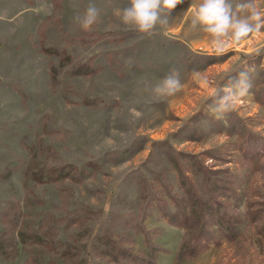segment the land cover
Listing matches in <instances>:
<instances>
[{"label": "rangeland", "instance_id": "rangeland-1", "mask_svg": "<svg viewBox=\"0 0 264 264\" xmlns=\"http://www.w3.org/2000/svg\"><path fill=\"white\" fill-rule=\"evenodd\" d=\"M202 2L184 0L149 35L122 23L130 0H0V264H264V27L217 55L192 23ZM228 2L264 21V0ZM90 4L99 16L85 30ZM172 68L183 87L158 98ZM241 71L248 94L215 118L217 92ZM62 164L81 175L26 176ZM183 179L220 201L235 237L215 226L203 251L178 259L185 230L167 214Z\"/></svg>", "mask_w": 264, "mask_h": 264}, {"label": "clouds", "instance_id": "clouds-1", "mask_svg": "<svg viewBox=\"0 0 264 264\" xmlns=\"http://www.w3.org/2000/svg\"><path fill=\"white\" fill-rule=\"evenodd\" d=\"M183 2L184 0H130L129 6L122 10L121 20L139 33L150 35L157 25L168 24L171 12ZM250 8V3L239 4L234 10L228 0H203L194 13L192 23L202 26L212 37L214 52L220 55L230 42L239 43L264 27L260 13L246 11ZM98 16L99 10L90 4L80 20L81 27L88 30L96 23ZM251 86L248 73L239 72L234 83L224 91L217 92L214 103L210 106L211 113L217 119L222 118L234 109L240 98L248 94ZM182 87L179 69L172 68L153 85L152 91L158 98H165L176 94Z\"/></svg>", "mask_w": 264, "mask_h": 264}, {"label": "trees", "instance_id": "trees-1", "mask_svg": "<svg viewBox=\"0 0 264 264\" xmlns=\"http://www.w3.org/2000/svg\"><path fill=\"white\" fill-rule=\"evenodd\" d=\"M47 52H53L57 56H60L63 60H69L66 52H59L57 50H46ZM81 71L75 72L80 74ZM52 81L56 84L57 78L52 76ZM92 101H87V104ZM80 169L72 164H62L51 168H40L29 166L27 168V177L34 181L46 184V183H58L59 181L71 178L77 180ZM184 189L185 196L173 198L175 201V211L168 213V221L175 226L183 227L185 230V238L178 252L177 258L182 257H194L206 248V242L212 240L215 237L214 227H218L219 230L226 236L227 240H233L235 237V231L231 224H225L226 221H231V218L226 214H221L218 210L220 201L218 199H210L207 201L202 200L194 193L191 187L185 186L184 179L181 180ZM159 201V200H158ZM264 232V231H263ZM19 240L26 245H43L47 248V243L42 237L37 234L29 233L25 234L22 230L18 231ZM13 245H4L2 247L3 254L12 248Z\"/></svg>", "mask_w": 264, "mask_h": 264}]
</instances>
